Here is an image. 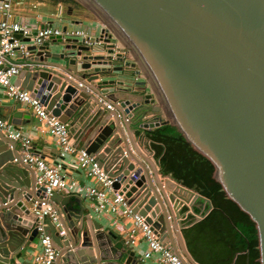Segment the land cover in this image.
Listing matches in <instances>:
<instances>
[{"label": "water", "instance_id": "95a60500", "mask_svg": "<svg viewBox=\"0 0 264 264\" xmlns=\"http://www.w3.org/2000/svg\"><path fill=\"white\" fill-rule=\"evenodd\" d=\"M74 1L103 25L98 39L85 45L58 37L36 54L29 46L32 68L20 70L15 85L75 130L73 139L84 143L82 149L113 180L112 190L124 195L131 213L143 218L182 264H198L182 243V232L213 210L210 200L162 177L158 164L151 169L140 137H132L135 127H174L212 164V178L254 223L258 262L264 264V0ZM116 43L132 63L124 62ZM54 45L60 50L53 51ZM101 50L105 55L96 54ZM135 67L145 79L138 88L98 81ZM19 116H7L14 129ZM16 144L0 131V264L19 259L37 238L34 212L44 199ZM50 202L65 232L59 237L47 217L42 222L56 252L51 264H142L121 242L112 243L115 236L101 231L80 198L54 194ZM185 205L194 215L188 226H182L179 213ZM180 234L181 255L172 243V235Z\"/></svg>", "mask_w": 264, "mask_h": 264}, {"label": "built area", "instance_id": "2783aa9c", "mask_svg": "<svg viewBox=\"0 0 264 264\" xmlns=\"http://www.w3.org/2000/svg\"><path fill=\"white\" fill-rule=\"evenodd\" d=\"M1 21H0V93L6 95L12 101L21 103L32 109L37 120L46 127L48 134L56 139L60 148V159L71 157L76 161L79 169L84 171L86 177L94 181V185H79L68 180L64 172L63 164H49L33 151L31 141L20 131L12 130L6 120L0 119V131L7 137L20 143L22 162L32 168L35 173L36 184L43 189L44 199L41 208L34 212L37 223V233L39 239L40 252L34 257V264H51L56 252L50 245V240L43 233L42 222L47 217L51 224L56 227L59 237H65L62 230L58 214L50 198L59 192L66 195L82 198L93 204L95 213H109L123 216L132 220L131 228L128 232L125 245L132 248L137 244L138 235L147 243V249L141 254L140 261L145 262L153 257H157L158 264H182L179 258L172 253L151 228L145 224L140 216L133 215L126 206V198L123 194L112 190L113 180L108 178L103 170L99 168L94 157L90 156L85 149L77 148L67 125L61 123L53 117L30 93L15 85L14 79L19 74V66L12 63V60L20 58L29 60L33 54L28 50L29 46L35 48V54L45 41L60 37L62 41L66 39H78L85 45L91 44L92 40L84 33L75 31L71 34L63 32L60 27L45 26L35 32L24 25L13 20L11 6L12 0H0ZM63 7L58 9V18L62 16ZM19 36V38H16ZM26 43L23 39L29 38ZM118 43H116L117 46ZM125 51L123 48H121ZM34 54V55H35ZM126 55V52H125ZM124 56V55H123ZM107 108H111L109 105ZM110 194L112 196L110 197ZM138 234V235H137Z\"/></svg>", "mask_w": 264, "mask_h": 264}, {"label": "crops", "instance_id": "0c3cea01", "mask_svg": "<svg viewBox=\"0 0 264 264\" xmlns=\"http://www.w3.org/2000/svg\"><path fill=\"white\" fill-rule=\"evenodd\" d=\"M0 6H1V2H0ZM80 6L78 5L76 9L72 8V6H66V5L63 6L62 9L63 15L60 18H58V9L60 5L59 6L55 5L46 0H12L11 12H12L13 20L15 22L20 23L21 25L27 26L32 31V33H35L37 30H40L42 27L51 25L53 27H60L62 28V30L65 29L67 34H71L72 32L75 31H79L84 33V35L89 37L92 41L98 39L101 31L103 30V25L88 11H86L83 7ZM0 21H1V11H0ZM97 46H98L97 48L100 49L103 48V45H101V43L100 45L98 44ZM116 47L118 51L121 52L122 55H124V62L126 61H130L131 63L133 62L131 57L125 55V51H123L120 48L119 44H117ZM96 54L105 55V51L101 50ZM12 63L18 65L20 67L19 68L20 70L32 68L31 66L32 64L29 61L20 58L19 55H18V59L14 61L12 60ZM62 64L64 63H61V65ZM137 70L138 68L135 67L133 69L132 68L123 69L121 72H112L110 75L102 77L98 81L103 79L106 81H115L118 83L122 82L123 89H128V88L135 89L138 88L136 86L137 83L145 81L144 76L142 74L136 75ZM54 71L62 73L58 70H54ZM16 80L17 77L14 79V82H16ZM114 88H116V86L110 87L108 90L112 91V89ZM144 88H146V92L150 93V89L148 88V86H145ZM122 97H129V96L128 94H122ZM107 102L109 101L107 100ZM13 113H19L20 116L16 119V122L18 124L16 129H14V127L10 125L12 127V130L20 131L26 137H28L31 141L33 151L37 155H39L42 159H44L46 163L54 164V165L57 163L63 164V168H64L63 170L66 173L68 180L74 181L81 186L82 185L90 186L95 184L94 181L86 177L82 169H79L77 167L76 161L73 158L69 156V157H65L63 161L60 159V148L56 139H54L48 134L46 127L37 120L30 107L12 101L6 95L0 93V119L7 121V116ZM132 117L131 119H133ZM78 127H79L78 125L74 126V128H78ZM74 132L75 130H70L72 139ZM145 132H146L145 130H141L135 127V131L132 133V137L133 138L140 137L139 143L141 147L139 148L142 151V153L145 155V157L149 160V165L152 169L154 165H157V163L152 158L151 142L146 140ZM73 143L79 149H82L84 144L83 142L75 141L74 139H73ZM16 149L18 153L16 154L21 157V147L19 142H17L16 144ZM32 171L34 172L33 169ZM56 194L63 197L67 196L63 192H59ZM111 196L112 194H110V197ZM80 199L83 201L82 206L85 209L84 212L90 216L92 221H94L95 223L101 226L102 228L101 231H103L105 234L111 233L115 236V240L112 241V243L114 244L117 242H121L126 249H130L132 252H134L135 257L137 259H140L141 254L147 249V243L144 241L141 235L137 234L138 235L137 244H135V246H133L132 248L125 245L128 232L132 225V220L129 218H124L123 216L112 215L109 213H101V214L95 213L92 208L93 204L90 201L82 198ZM196 203L198 205L200 204L199 201H197ZM200 207L202 208V206ZM74 208H76V205H74ZM188 211H189L188 205L183 206L182 209L179 211V213L182 216V220H181L182 226L185 225L188 226L187 221L189 219L194 220V215L191 214L188 215L187 214ZM196 213H198V211H196ZM182 234H180V237L178 235V239L175 235H172L173 246L176 247L177 252L180 255L181 253L178 246H179V242L180 243L182 242L183 239ZM182 243L186 244V242L184 241ZM40 251L41 250L39 247V239L37 237L34 240V242L29 243L28 246L21 251L20 258L19 259L14 258L10 264H34L33 262L34 257ZM237 256L238 255H236L234 259H236ZM234 261L235 260H233V262ZM142 264H158L157 257H153L152 259L142 262Z\"/></svg>", "mask_w": 264, "mask_h": 264}, {"label": "trees", "instance_id": "16d2710c", "mask_svg": "<svg viewBox=\"0 0 264 264\" xmlns=\"http://www.w3.org/2000/svg\"><path fill=\"white\" fill-rule=\"evenodd\" d=\"M46 1L58 6H78L74 0ZM145 138L151 142L160 175L210 200L213 206L201 222L183 231L194 260L199 264H259L255 225L227 199L212 178V164L195 152L171 125L146 131ZM189 220L187 225L193 221Z\"/></svg>", "mask_w": 264, "mask_h": 264}, {"label": "rangeland", "instance_id": "374dc122", "mask_svg": "<svg viewBox=\"0 0 264 264\" xmlns=\"http://www.w3.org/2000/svg\"><path fill=\"white\" fill-rule=\"evenodd\" d=\"M77 3V2H76ZM78 4V3H77ZM79 5V4H78ZM80 6V5H79ZM76 7H77V5H74V6H72V8H75L76 9ZM81 7V6H80ZM62 15H63V12H62ZM51 49L53 50V51H59L60 50V48H59V46L58 45H54V46H52L51 47ZM126 52V55L128 56V57H130L129 56V54H128V52L127 51H125ZM147 141H149L148 139H146ZM151 155H152V158L154 159V161L158 164V162H157V160H155V158H154V154H153V152L151 153Z\"/></svg>", "mask_w": 264, "mask_h": 264}]
</instances>
